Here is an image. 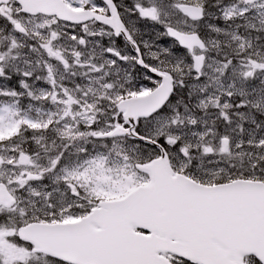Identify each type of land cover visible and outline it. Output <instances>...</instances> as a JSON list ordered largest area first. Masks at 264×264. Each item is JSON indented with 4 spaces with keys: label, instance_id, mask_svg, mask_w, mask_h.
Segmentation results:
<instances>
[{
    "label": "snow or ice",
    "instance_id": "6c2138e0",
    "mask_svg": "<svg viewBox=\"0 0 264 264\" xmlns=\"http://www.w3.org/2000/svg\"><path fill=\"white\" fill-rule=\"evenodd\" d=\"M0 264H264V0H0Z\"/></svg>",
    "mask_w": 264,
    "mask_h": 264
}]
</instances>
